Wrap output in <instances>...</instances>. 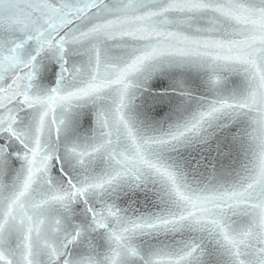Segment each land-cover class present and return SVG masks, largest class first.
Wrapping results in <instances>:
<instances>
[{
	"label": "snow or ice",
	"instance_id": "obj_1",
	"mask_svg": "<svg viewBox=\"0 0 264 264\" xmlns=\"http://www.w3.org/2000/svg\"><path fill=\"white\" fill-rule=\"evenodd\" d=\"M0 264H264V0H0Z\"/></svg>",
	"mask_w": 264,
	"mask_h": 264
},
{
	"label": "water",
	"instance_id": "obj_2",
	"mask_svg": "<svg viewBox=\"0 0 264 264\" xmlns=\"http://www.w3.org/2000/svg\"><path fill=\"white\" fill-rule=\"evenodd\" d=\"M149 103H151L150 100H149ZM166 112H167L166 108H164L163 110H160L159 108H157L156 111L153 112V115H155L157 119H160L166 114ZM157 113H158V115H157ZM136 199L139 200V201H143L144 197H143V195H138L136 197Z\"/></svg>",
	"mask_w": 264,
	"mask_h": 264
}]
</instances>
